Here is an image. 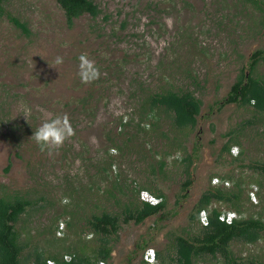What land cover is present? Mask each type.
<instances>
[{
    "label": "rangeland",
    "instance_id": "rangeland-1",
    "mask_svg": "<svg viewBox=\"0 0 264 264\" xmlns=\"http://www.w3.org/2000/svg\"><path fill=\"white\" fill-rule=\"evenodd\" d=\"M95 1L102 13L95 19L81 16L69 27L56 0H10L8 9L28 24L30 34L0 16V194L29 191L27 194L36 198L39 189L55 202L51 207L41 200L17 224L25 244L24 256L36 246L46 253L57 248L72 251V243L94 257L98 237L84 231L87 224L78 221L71 231L67 227L68 216L61 213L66 202L63 188L66 179L83 186L99 179L93 177L94 167L99 157L109 154L112 158L106 160L113 174H121L119 179L132 182L137 190L147 185L167 195L162 220L157 222L158 216L153 215L141 223L123 224L112 258L105 263L145 264L142 259L147 248L160 250L168 242V230L182 231L213 176L255 174L244 168V163L264 160V135L254 127L243 129L248 136L237 151L229 154L222 150L229 139L226 132L237 128L249 113L234 103L221 106L251 53L264 47V25L261 29L258 13L247 15L231 0ZM150 1L155 3L149 5ZM105 14L110 18L103 20ZM81 54L94 60L101 73L89 84L82 83L78 75ZM59 57L63 62L57 64ZM260 71L264 72V64ZM191 76L204 87L198 124L187 141V151L193 154L189 166L193 182L186 192L182 185L188 177L186 164L179 159L183 151L168 145L160 134L145 136L143 132L145 138L138 143L132 131L117 134L114 141L107 133L119 114H131L135 98L141 94L135 91L138 83L161 90L191 82ZM91 86L94 102L88 110L94 114L78 105ZM45 115H67L75 130V135L51 154L41 152L31 138ZM173 133L169 128L168 134ZM242 148L244 153L238 158ZM104 161L100 165H106ZM162 161L166 165L160 169ZM102 185L112 187L109 181ZM99 192L81 189L74 193L86 199L98 197ZM185 192L187 195H182ZM88 208L92 210L93 204ZM52 233L55 242L49 241ZM57 243L58 247H53ZM142 244L146 245L143 249L139 247ZM236 249L257 252L259 244L236 245ZM262 254L264 261V246ZM67 257L68 253L65 260Z\"/></svg>",
    "mask_w": 264,
    "mask_h": 264
},
{
    "label": "trees",
    "instance_id": "trees-1",
    "mask_svg": "<svg viewBox=\"0 0 264 264\" xmlns=\"http://www.w3.org/2000/svg\"><path fill=\"white\" fill-rule=\"evenodd\" d=\"M9 1L0 0V16L9 19L23 33L30 34L31 30L28 24L8 9ZM56 1L64 10L69 27H72L75 20L81 16L89 15L95 19L102 13L100 5L95 0ZM231 1L237 9L246 11L247 15L250 13L257 15L258 13L261 19L260 24H262L261 29L263 28L264 0ZM153 3L155 2L150 1L149 5ZM105 18H110V15L105 14L103 20ZM263 64L264 47H259L251 53L249 62L241 68L228 95L221 104L224 106L234 103L249 113L248 117L243 118L238 123L237 128L233 127L226 132L229 139L225 142L222 150L229 154L234 147L238 149L242 139L247 138V132H243L244 128L254 127L261 137L264 135V72L260 71ZM190 78L191 82L162 87L161 90H154L148 85L138 83L139 86L135 91L136 93L140 91L141 94L135 98V105L132 107L131 114L129 116L119 114L114 121L110 122L113 123V126L107 133V137L114 141V136L117 134H127L132 131L131 135L133 139L138 138V143L143 142V138L148 134L153 136L160 134L162 139L170 142V144L167 143L168 145L174 146V149L178 151H183L185 154L181 153L183 155H180L179 159L186 164L184 172L188 177L182 184L186 192L193 182L189 170V166L193 162V154L187 151V141L191 130L198 124V116L203 105L201 91L204 87L200 81H197L196 77L191 76ZM96 90L98 91L99 87ZM93 93L94 88L91 86L87 89L86 94L78 99V105L81 106L82 111L87 110L88 113L94 114L92 110H88L93 107ZM104 126L107 127V123ZM169 128L174 129V133L171 135L168 134ZM239 129L241 130L238 131ZM143 132L146 134L145 136ZM117 147L122 149L118 144ZM238 151L239 156H236L239 158L243 155L244 150L242 148ZM109 156L111 155H102L97 160L93 177L99 176V179H93L85 186L66 179L63 188V196H65L66 202L63 204L61 213L68 216L66 218L67 227L71 231L73 230L71 226L78 221H84L87 224L88 229H84V231H92L95 237H98L94 257L84 247L78 246L79 244L71 246L72 243L69 245L73 249L72 251H60L57 248L46 253V249L36 246L29 256H24L25 244L20 239L17 224H20L22 218L28 215L32 208H36L41 200H44L48 206H55V202L49 198L50 196L47 195L49 200L47 199L46 194L48 193L43 192L42 194V191L45 190L37 189L35 193L39 196L36 198L30 197L27 194L29 191L2 192L0 194V264H47L49 259L61 264L110 262L123 224L130 221L141 223L153 215L158 216L157 222L161 221L164 216L167 195L156 189L151 190V186L147 187V185H143L137 190L132 182L127 183L119 179L121 174L115 175L111 172L112 168L106 160ZM111 158L112 156L109 159ZM101 161L106 162V165H100ZM164 165L166 162L162 161L160 169ZM244 168L253 169L255 174L241 173L235 174V176L228 173L213 176V178L218 177L219 181L214 183L213 178L210 179L209 186L202 192L194 212L190 215L188 223L183 226L182 231L168 230L166 232L168 238L166 246L160 250L155 249V263H149L142 259L143 263L264 264L262 259V247L264 246V160H250L249 163H244ZM88 171H85L86 175ZM89 174L92 175L93 172L90 171ZM103 181H109L112 187H104ZM116 186H119V190L116 189ZM81 189L90 191V193L100 192L97 194L98 197L93 196L84 199L82 198L83 195L75 196L74 193L81 191ZM144 189L161 198V201L153 205L141 200L140 192ZM130 190L137 191V193ZM186 192L182 195H187ZM252 192H254L257 202L252 201ZM121 193H124L125 197ZM90 204H93L92 210L88 208ZM202 210H206L208 214L209 222L207 225L200 221L199 214ZM225 211L237 213V217L232 223L220 219V214ZM158 227L160 229V226ZM54 238L55 234L52 233L49 241L55 242ZM257 244H259L257 252H245L236 249V245L243 247ZM57 245L58 243L53 244V247H58ZM145 246L142 244L139 247L143 249ZM66 253L70 255L69 260H65ZM126 261L128 262V260Z\"/></svg>",
    "mask_w": 264,
    "mask_h": 264
},
{
    "label": "clouds",
    "instance_id": "clouds-1",
    "mask_svg": "<svg viewBox=\"0 0 264 264\" xmlns=\"http://www.w3.org/2000/svg\"><path fill=\"white\" fill-rule=\"evenodd\" d=\"M62 62V57L57 58V64ZM78 75L82 83L89 84L99 79L101 73L94 60L90 59L87 54H81L79 57ZM25 115L27 116V114ZM74 135L75 130L67 115L54 117H47V115H45L43 122L35 129L31 138L38 145L41 152L51 154L61 149L66 141ZM156 202L157 201H153V203Z\"/></svg>",
    "mask_w": 264,
    "mask_h": 264
},
{
    "label": "built area",
    "instance_id": "built-area-1",
    "mask_svg": "<svg viewBox=\"0 0 264 264\" xmlns=\"http://www.w3.org/2000/svg\"><path fill=\"white\" fill-rule=\"evenodd\" d=\"M233 150L237 151V147H234ZM218 181H219L218 177L213 178L214 183H216ZM251 195H252L251 196L252 200H256L254 192H252ZM140 199L145 201V202H148L150 204H153V205L157 204L161 201V198L154 195L149 190H145V189L141 190ZM153 201H157V202L153 203ZM199 217H200V221L202 224H204V225L208 224L209 220H208V214H207L206 210H202L199 214ZM236 217H237V213L235 211H225V212H222L220 214V219L222 221L227 222V223H232ZM143 258L145 261H147L149 263H155V261H156V250H155V248L154 247L147 248L143 254ZM66 259L69 260L70 257H67ZM105 263H106L105 261H100L98 264H105ZM47 264H61V263L56 262L52 259H49L47 261Z\"/></svg>",
    "mask_w": 264,
    "mask_h": 264
}]
</instances>
